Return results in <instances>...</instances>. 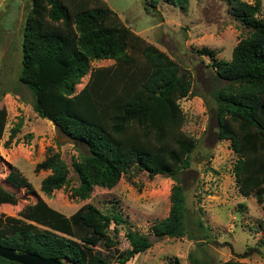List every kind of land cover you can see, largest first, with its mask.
Wrapping results in <instances>:
<instances>
[{"label": "trees", "instance_id": "trees-1", "mask_svg": "<svg viewBox=\"0 0 264 264\" xmlns=\"http://www.w3.org/2000/svg\"><path fill=\"white\" fill-rule=\"evenodd\" d=\"M184 7L188 0H164ZM246 31L232 48L229 60L211 63L214 75L223 81L211 93L219 140H230L237 156L233 174L239 193H254L264 209V20L258 18L261 0H218ZM22 39V60L18 81L28 88L38 116L50 120L64 135L83 143L87 153L72 160L78 178L71 185L69 168L55 152L35 166L49 171L40 190L48 197L61 188L70 189V198L87 200L94 187L111 189L121 177L139 169L149 178L167 175L175 184L170 193L168 216L154 224L158 237L180 239L189 234V210L185 187L179 177L191 163L197 141L183 130L185 113L180 99L192 94V76L154 44L148 43L127 26L104 0H31ZM160 0H152L155 8ZM144 57L147 71L135 70V54ZM213 54V52H211ZM94 60H113L115 65L91 68ZM141 73V74H140ZM89 74L79 91L76 85ZM5 93L1 92V96ZM7 121L0 107V141ZM19 121L11 130L5 147L18 143ZM15 139V140H14ZM1 170V169H0ZM5 182L0 183V206L18 208L22 191L26 200L17 209L21 219L0 215V245L17 253H34L60 264H106L90 247L102 242L113 247L108 228L124 223L118 212H103L93 204L71 218L53 209L20 174L8 164ZM30 196L34 201H29ZM202 239L207 228L194 221ZM42 226L46 227L43 228ZM90 228L93 236H83L79 228ZM116 228V227H114ZM264 236V216L260 221ZM130 249L120 263H127L152 246L148 234L128 227ZM0 264H19L0 257ZM223 264H247L227 260Z\"/></svg>", "mask_w": 264, "mask_h": 264}, {"label": "rangeland", "instance_id": "rangeland-1", "mask_svg": "<svg viewBox=\"0 0 264 264\" xmlns=\"http://www.w3.org/2000/svg\"><path fill=\"white\" fill-rule=\"evenodd\" d=\"M31 0H0V107L7 111V121L0 141V183L15 190L5 182L7 165L29 181L43 199L55 210L71 218L89 204L103 212H118L124 223L108 228L113 247L102 242L90 247V254L103 258L106 264L120 263L130 244L125 237L128 227L148 234L152 246L125 264H223L237 260L247 264H264V236L260 221L264 209L257 203L254 193H239L232 171L237 156L230 140H219L217 121L211 93L224 84L213 72L211 63L229 60L232 48L245 36L239 26L218 0H188L184 7L164 0L146 10L145 3L152 0H104L120 19L148 43L154 44L176 60L181 68L189 69L192 76V94L180 99L186 116L184 132L196 139L197 146L191 154L190 167L180 174L185 187L189 210L187 237L170 239L155 236L154 224L166 218L170 209V193L175 181L167 175L149 178L147 173L133 169L111 189L94 187L89 199L70 198V189L61 188L48 197L40 190L43 178L49 171H35V166L46 155L57 152L69 168L71 185L78 184L72 160L87 147L64 135L50 120L37 115L32 107L33 97L26 86L18 81L22 60V39L26 14ZM252 3L254 0H244ZM259 19L264 20V0ZM213 52V54H211ZM134 71H147L142 55L135 54ZM113 60H94L91 68L114 66ZM141 74V73H140ZM89 74L76 85V91L86 83ZM4 95L1 96V92ZM21 121L16 134L18 143L5 147L10 130ZM14 139V140H15ZM18 208L0 206V215L17 216L26 196L17 191ZM29 201H34L30 196ZM201 220L208 229L202 239L194 221ZM43 228H46L42 226ZM116 227V228H114ZM77 237L62 233L79 245L83 236H93L87 227L79 228Z\"/></svg>", "mask_w": 264, "mask_h": 264}, {"label": "water", "instance_id": "water-1", "mask_svg": "<svg viewBox=\"0 0 264 264\" xmlns=\"http://www.w3.org/2000/svg\"><path fill=\"white\" fill-rule=\"evenodd\" d=\"M0 257L19 264H60L53 258H44L34 253H17L14 249L0 245Z\"/></svg>", "mask_w": 264, "mask_h": 264}]
</instances>
